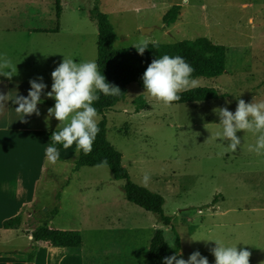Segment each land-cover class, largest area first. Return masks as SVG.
<instances>
[{
  "label": "rangeland",
  "instance_id": "rangeland-1",
  "mask_svg": "<svg viewBox=\"0 0 264 264\" xmlns=\"http://www.w3.org/2000/svg\"><path fill=\"white\" fill-rule=\"evenodd\" d=\"M174 5H181L178 21L166 27L163 17ZM97 7L108 14L120 35L117 48L130 47L141 40L174 43L199 37L227 46L224 75L192 77L199 81L197 88L217 91L218 99L166 106L145 88L130 83L123 100L105 113L108 139L124 153L132 181L142 185L145 173L150 176L146 187L166 198L164 209L172 218V226H165L153 213L128 202L124 180H115L108 167H83L76 172L73 163L47 162L38 185L37 212L21 223L25 233L43 224L59 229L83 227L84 251L60 246L56 251L65 258L53 260L55 264H155L149 250L156 226L165 231L168 244L174 246L169 245L172 255L180 252L182 258L188 259L199 251L209 264H215L210 251L215 242L192 241L191 236L215 238L249 250L250 264H264V214L243 209L229 214L226 225L215 226L207 204L213 199L209 194L216 197L222 192L229 179L227 171L236 170L241 163H230L224 157L234 152L215 136L222 131V125L214 109L237 108L238 99L246 103L254 98L256 102L264 101V0H189L187 5H182L181 0H100V4L97 0H61L60 18L56 0H0V56L3 58L10 40H18L23 67L30 68L33 61H40L38 69L29 72L32 76L47 71L51 75L64 56L78 63H97L99 30L90 14ZM143 28L151 30L144 33ZM97 118L99 121V114ZM43 123L60 130L54 116ZM240 134L239 131L241 138ZM58 150L60 155L65 153L64 149ZM92 182H103L104 193L109 196L117 192L120 203L113 199L111 205L103 206L104 215H100L117 212L120 217L114 218V224L89 225L84 220V210L98 207L92 198L96 192L87 190ZM243 186L245 193L235 194L243 195L245 201L258 191L254 182L246 181ZM235 194L229 195L225 208H230ZM56 210L58 214L54 216ZM236 215L244 224H235ZM21 238V243H31L27 235Z\"/></svg>",
  "mask_w": 264,
  "mask_h": 264
},
{
  "label": "crops",
  "instance_id": "crops-1",
  "mask_svg": "<svg viewBox=\"0 0 264 264\" xmlns=\"http://www.w3.org/2000/svg\"><path fill=\"white\" fill-rule=\"evenodd\" d=\"M164 12H167L166 9ZM95 23L97 24V22ZM118 36L119 38L115 42V47L120 41V35L118 34ZM3 54V58L0 56V60H3L4 58L9 59L12 64L16 66V74H14L11 79L0 75V92L4 94L9 93L10 96H14L15 94L27 96L31 87L30 80L36 79L39 82L40 77H43V82L48 86L42 94L41 102L38 104L39 115L33 114L25 117L27 120L26 123L20 120V117L17 116L15 108L18 107V105L14 104L11 100L7 101L6 106L0 109V264H29L27 252L31 251V248L35 244L33 237V232L35 230L26 234L22 225L28 217H34L37 212L36 198L38 185L44 176L47 164L45 152L49 146H52L51 131L57 130L56 127L46 126L43 123L48 118V109L55 105L54 97L49 98L47 96V92L50 91V86L52 85L53 80L51 75L48 74L49 71L44 72L41 76L29 75V72H34L38 69L40 61H33L30 68L23 67L19 56L18 40H10L5 46ZM45 69L48 70L49 65H46ZM5 71H7V69H5ZM115 107H117V105ZM115 107H113V109ZM150 108L151 106L149 105L147 109ZM229 110L234 113L236 108H229ZM137 112H140V110ZM105 113L107 115L108 111ZM99 115L100 120L102 116L106 117L105 114ZM240 133L242 145L240 150L234 153L224 154V157L228 162L241 161L240 165H238L236 170H230V172L229 170L227 171L229 179L226 181V185L222 186V192L216 194V197L213 194H209L213 199L207 203L210 206L208 207V212L213 215V224L215 226L226 225L228 219L227 216L229 214L240 213L243 209L252 214H264V155H257L254 151L250 150L256 143L257 136L255 134L251 132L245 133L242 130ZM225 143L228 144L227 141H225ZM64 150L65 153L60 155L58 162L73 163L75 169L79 156L76 154L75 144L71 148ZM222 163L223 160L220 158V165H222ZM224 173L226 172L224 171ZM102 176L103 174L101 177ZM246 181L256 183L258 190L251 194L252 196H250L247 201L244 200L243 195L237 196L235 194L236 191L245 193L246 189L244 186H241ZM233 186L241 188L237 189ZM105 188L106 186L103 182H92V184L89 185V188H87V190L96 192L92 198L97 201L98 206L95 210L87 208L83 211V218L89 225L96 223L111 225L115 223L114 218L120 217L115 211L108 212L104 217L100 216L104 215V213L101 212L103 206L107 204L111 205L113 199L120 203L117 192L114 194L112 193L109 196L104 193ZM230 194L235 195L233 196V200L230 201V208H225L224 205L227 203ZM215 199L216 201H213ZM86 206L87 205L85 204V207ZM31 208H33V210H28ZM203 211H200V213ZM19 215L23 216L22 225H17V227L11 229L4 227V223L7 220L16 218ZM233 218L235 219L236 225L244 224V221H240L239 215H236ZM262 220H264V216L262 217ZM162 226L163 225H160V227ZM157 229L158 226L154 227V231ZM67 230L80 231L81 237L45 238L36 253L35 264H55V261L53 260H63L65 257L56 251L57 249H60V246L68 247L67 249L69 250L84 251L85 232L83 231V227L82 230ZM23 235H27L31 243H21V236ZM150 257L152 256L150 255Z\"/></svg>",
  "mask_w": 264,
  "mask_h": 264
},
{
  "label": "clouds",
  "instance_id": "clouds-1",
  "mask_svg": "<svg viewBox=\"0 0 264 264\" xmlns=\"http://www.w3.org/2000/svg\"><path fill=\"white\" fill-rule=\"evenodd\" d=\"M181 3L187 5L189 0H181ZM149 43L148 40H141L133 46L139 54L143 55ZM193 71L192 66L184 58L163 55L154 59L144 72L142 80L145 91L158 102L171 106L181 99V93L200 86L199 81L192 78ZM14 74H16V66L9 59L4 58L0 62V75L11 79ZM51 77L53 83L47 96L54 97L55 105L48 109V117L54 116L59 121L60 130L52 133L53 144L46 149L45 156L49 164L55 165L60 159V152L55 145H62L64 149H69L75 144L77 155L81 151L85 155L92 152L100 132L98 112L93 106L94 102L100 99L98 93H103L105 96H118L121 89L109 83L106 77L100 74L96 62L78 63L65 56L63 62L52 71ZM30 85L27 96L18 94L10 96L9 93L0 92V109L11 100L18 105L15 112L23 122H27L25 119L27 116L39 115L38 104L48 86L43 82V77L39 78V82L36 79L30 80ZM214 112L220 117L219 124L222 125V131L216 132L215 136L217 139L227 141L232 152L241 145V138L237 133L242 130L257 136L256 143L250 150L257 155H264V101L256 102L254 98L253 102L246 103L244 99H238L234 113L227 107L216 108ZM102 163L106 166L107 161ZM149 181L150 176L145 173L142 186L146 187ZM191 240L214 241L216 246L210 251L215 257V264H250L252 253L246 248L238 249L237 246H229L215 238L196 239L191 236ZM169 245L174 247L170 243ZM163 259L164 264H209L208 258L199 251L193 252L188 259L182 258L180 252Z\"/></svg>",
  "mask_w": 264,
  "mask_h": 264
},
{
  "label": "trees",
  "instance_id": "trees-1",
  "mask_svg": "<svg viewBox=\"0 0 264 264\" xmlns=\"http://www.w3.org/2000/svg\"><path fill=\"white\" fill-rule=\"evenodd\" d=\"M100 4V0H97ZM58 18L61 16V0H56ZM181 5L173 6L163 17L165 26H171L178 20ZM91 19L97 22L99 30L98 40V59L97 65L101 75L106 80L120 87L121 92L118 96H105L98 93L100 99L94 102V107L98 114L115 107L127 94V87L130 83H137L144 88L143 74L149 64L163 55L180 56L189 63L194 69L192 77H219L224 75L227 70L228 48L225 45L215 43L208 37L196 39H186L174 43H149L143 55L139 54L135 46L126 48L115 47V42L119 36L115 30L107 13L100 10V7L91 11ZM54 30L53 32H57ZM218 99V93L214 89L195 88L191 91L181 93V99L173 104L195 103L212 101ZM145 106V104H141ZM140 105V106H141ZM107 119L104 116L99 121L100 132L98 133L93 145V150L89 155L82 151L79 153L75 170L78 171L85 166H104L102 162L107 161L116 180H124L123 187L126 198L131 203L138 205L153 213L159 222L165 226H172V218L165 213L164 206L166 198L140 184L132 181L128 168L123 163V153L118 150L107 138ZM59 130H52V133ZM53 144V142H52ZM62 149V145H55ZM216 201V199L214 200ZM58 210L54 211V215ZM23 216L7 220L4 227L7 229L21 225ZM175 231V229H174ZM35 244L31 251L27 252L29 264H35L36 253L47 237L52 238H78L81 232L51 227L47 224L40 225L33 232ZM150 255L154 258L155 264H164V257L171 256L172 252L167 242L165 231L157 229L151 241Z\"/></svg>",
  "mask_w": 264,
  "mask_h": 264
},
{
  "label": "water",
  "instance_id": "water-1",
  "mask_svg": "<svg viewBox=\"0 0 264 264\" xmlns=\"http://www.w3.org/2000/svg\"><path fill=\"white\" fill-rule=\"evenodd\" d=\"M151 30V28H143V32L144 33H147V32H149Z\"/></svg>",
  "mask_w": 264,
  "mask_h": 264
}]
</instances>
